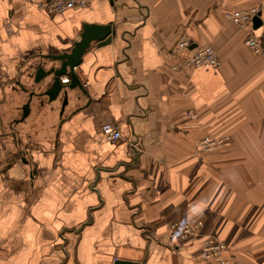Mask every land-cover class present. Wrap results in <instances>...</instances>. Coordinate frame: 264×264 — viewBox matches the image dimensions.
I'll list each match as a JSON object with an SVG mask.
<instances>
[{
    "label": "crops",
    "instance_id": "0c3cea01",
    "mask_svg": "<svg viewBox=\"0 0 264 264\" xmlns=\"http://www.w3.org/2000/svg\"><path fill=\"white\" fill-rule=\"evenodd\" d=\"M43 1L0 0V264H206L207 236L264 264V0H92L55 16ZM254 7L257 25L229 18ZM84 25L115 32L83 56L89 98L60 112L34 97L17 122L16 82L34 86L30 64L70 50ZM182 36L220 66L174 72ZM207 135L231 143L200 152ZM179 219L202 221L200 235L179 241Z\"/></svg>",
    "mask_w": 264,
    "mask_h": 264
},
{
    "label": "built area",
    "instance_id": "2783aa9c",
    "mask_svg": "<svg viewBox=\"0 0 264 264\" xmlns=\"http://www.w3.org/2000/svg\"><path fill=\"white\" fill-rule=\"evenodd\" d=\"M119 1V0H116ZM92 0H44L38 6L48 15L55 16L68 10L86 8ZM260 9L254 7L250 10L232 13L229 18L240 26L252 21L258 16ZM247 44L255 54L263 51L261 42L254 36L247 39ZM173 57L180 59L172 66L174 72H180L186 68H218L220 60L217 52L210 46L192 48V42L182 36L177 45L171 51ZM68 82L67 79L63 80ZM103 136L111 143L118 142L122 135L117 126L107 124L102 127ZM230 136H206L199 143L200 152H209L229 146ZM203 227L202 221L190 222L179 219L171 225V232L179 241L200 235ZM201 257L206 264H239L228 252L226 244L214 236H207L201 250Z\"/></svg>",
    "mask_w": 264,
    "mask_h": 264
},
{
    "label": "water",
    "instance_id": "95a60500",
    "mask_svg": "<svg viewBox=\"0 0 264 264\" xmlns=\"http://www.w3.org/2000/svg\"><path fill=\"white\" fill-rule=\"evenodd\" d=\"M258 22L260 20L256 17L254 23L257 25ZM114 35L115 32L111 25H84L80 34V41L74 42L70 50L53 55H41V59L44 61L30 64L27 73L32 78L34 86H25L19 81L16 82L19 89L28 93V99L21 108V118L17 122H23L29 117L31 102L34 97L39 99L41 106L52 104L54 101L59 102L61 112L72 100V96H75L78 101L82 99V96L89 98L81 71L78 70L83 63V56L94 45L100 47L109 44ZM47 61L50 62V66H47ZM64 79H67L68 82H64ZM113 264L142 263L116 260Z\"/></svg>",
    "mask_w": 264,
    "mask_h": 264
},
{
    "label": "rangeland",
    "instance_id": "374dc122",
    "mask_svg": "<svg viewBox=\"0 0 264 264\" xmlns=\"http://www.w3.org/2000/svg\"><path fill=\"white\" fill-rule=\"evenodd\" d=\"M31 84L29 83V86H30ZM55 102V101H54ZM56 103V102H55ZM52 104H54V103H52ZM52 104H48V105H52ZM62 110H60V112H61Z\"/></svg>",
    "mask_w": 264,
    "mask_h": 264
},
{
    "label": "clouds",
    "instance_id": "9594fccd",
    "mask_svg": "<svg viewBox=\"0 0 264 264\" xmlns=\"http://www.w3.org/2000/svg\"><path fill=\"white\" fill-rule=\"evenodd\" d=\"M29 238H31V236L29 235Z\"/></svg>",
    "mask_w": 264,
    "mask_h": 264
}]
</instances>
